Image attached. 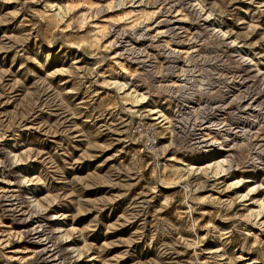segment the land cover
<instances>
[{
	"label": "rangeland",
	"instance_id": "1",
	"mask_svg": "<svg viewBox=\"0 0 264 264\" xmlns=\"http://www.w3.org/2000/svg\"><path fill=\"white\" fill-rule=\"evenodd\" d=\"M0 264H264V0H0Z\"/></svg>",
	"mask_w": 264,
	"mask_h": 264
},
{
	"label": "bare ground",
	"instance_id": "2",
	"mask_svg": "<svg viewBox=\"0 0 264 264\" xmlns=\"http://www.w3.org/2000/svg\"><path fill=\"white\" fill-rule=\"evenodd\" d=\"M158 118H156V119H153V120H157ZM222 162V161H221Z\"/></svg>",
	"mask_w": 264,
	"mask_h": 264
}]
</instances>
